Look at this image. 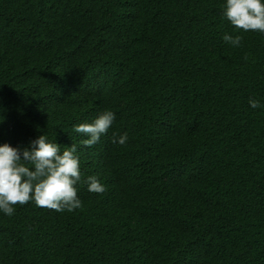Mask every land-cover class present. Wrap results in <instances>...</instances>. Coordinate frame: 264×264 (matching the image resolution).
I'll return each instance as SVG.
<instances>
[{
    "label": "trees",
    "instance_id": "1",
    "mask_svg": "<svg viewBox=\"0 0 264 264\" xmlns=\"http://www.w3.org/2000/svg\"><path fill=\"white\" fill-rule=\"evenodd\" d=\"M225 3L0 0V146L74 143L106 189L0 212V264H264V34Z\"/></svg>",
    "mask_w": 264,
    "mask_h": 264
},
{
    "label": "clouds",
    "instance_id": "2",
    "mask_svg": "<svg viewBox=\"0 0 264 264\" xmlns=\"http://www.w3.org/2000/svg\"><path fill=\"white\" fill-rule=\"evenodd\" d=\"M224 17L237 31L264 34V0H226ZM223 39L234 47H239L242 37L225 34ZM246 59V58H245ZM252 109L260 107L255 99L249 100ZM115 114L106 110L92 123H81L73 131L86 139L80 143L88 148L96 145L107 134ZM128 136L113 137V143L123 146ZM78 148L76 144L64 147L49 142L46 135L31 142V147L14 148L5 143L0 146V212L12 216L16 206L30 202L37 207L56 212H72L82 207L77 185H88V191L102 194L106 190L96 176H88L82 181Z\"/></svg>",
    "mask_w": 264,
    "mask_h": 264
}]
</instances>
